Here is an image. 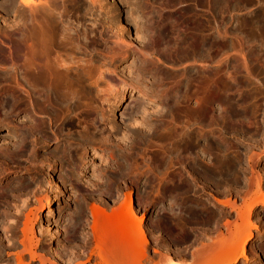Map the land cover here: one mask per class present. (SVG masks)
<instances>
[{"label": "rangeland", "instance_id": "1", "mask_svg": "<svg viewBox=\"0 0 264 264\" xmlns=\"http://www.w3.org/2000/svg\"><path fill=\"white\" fill-rule=\"evenodd\" d=\"M7 1L0 0V41L2 40L4 43L1 41L0 46L5 50L9 49L11 45L9 39L4 36L8 31V25L18 19L14 18V15L16 12L26 11L28 13L30 11V8L26 9V6L25 10L24 8L20 10L22 7L18 6L19 0H14V4L11 6ZM45 1L35 0L40 5L41 3L43 5ZM88 2L83 10H75L76 13L73 12L74 10H69L66 12V14L69 13L68 17L65 14L64 17L68 18L66 20L71 23L70 25L74 29L77 27L76 30L82 35L90 37L91 40L92 38L96 40V35H98V33L95 35V31L98 32L100 28L98 25L96 26L98 21L106 23L108 34L106 37L104 36V39L108 38V42L106 41L104 46L95 45L96 47L91 43L88 45L87 53L86 50H77L75 53L78 55L73 53L75 56L71 59V61L74 60V63L76 62L74 67L80 68L81 64H85V67L82 68L90 69L87 71V74L90 73L87 77H91L88 79L92 80V94L95 96H88L85 101L88 99L93 101L96 98L99 102L97 104L96 99L93 103L85 102L93 110L88 105V107L82 105L80 109L77 107L80 111L73 109L68 114L69 117H72H70L72 121L67 114L65 115L66 111L56 110L50 126L57 136L49 132L48 139L40 144L44 147L38 148L39 145L33 146L31 142L26 141L23 151L6 155L8 156H5L7 160L0 158V264H16L12 253L21 249L18 241L22 238L20 230L26 215H28L31 228L28 237L40 242L34 251L37 254L42 252L41 255H44L43 258L47 256L46 260L48 261L53 260L52 262L59 263L62 259L65 260L64 257H59V252L64 251L62 252L64 255H74L77 250V252L83 251L79 246L76 250V245L81 243L84 237L92 241V231L86 227L91 221L89 205L96 204L107 209L106 211H110L122 203L127 195V197L129 195L132 197V205L137 217L144 214L141 225L145 227L143 228L145 236L150 240V250L156 248L161 251L167 250L172 259L176 261L179 257L181 259L183 254V261L185 260L184 262L187 263V259L191 256L185 257L188 252L190 253L194 249V246L196 247L197 244L206 240H208L206 243L216 241L215 234L217 232L215 230L224 228L225 219L230 220L232 228L241 223L238 215L244 205L250 204L261 194L254 185L257 179H259L260 189L262 188L261 191L264 193V0H103L105 10L102 12L98 11L96 3L95 7L90 9ZM7 8L10 11L6 12ZM149 22H152L151 25L148 24ZM137 29L147 31L145 33L142 31V34ZM147 32L149 33L146 37ZM113 33L117 35L118 39H115L119 40L117 41L118 45L113 40ZM137 33H139V37L136 35ZM153 35H155L154 39ZM142 36L149 41L152 37L153 40L146 42V38L143 39ZM141 39L142 41L146 40L143 41L145 48L141 46L143 45ZM8 42L10 43L9 47ZM111 43L114 46H111ZM130 45L134 46L133 49ZM117 46L118 49H115L114 47L117 48ZM93 47L95 51L92 50ZM119 47H122L120 48L122 53ZM113 48L119 50L121 54L114 51ZM142 50L147 52L144 53ZM111 51L114 52L115 59L111 57L113 56ZM115 53L120 58L119 56L117 58ZM83 55L85 58L82 57ZM62 57L65 58L64 55ZM87 57L90 61L93 60L92 64L96 62L100 69H93L97 66L90 65V62L89 65H86ZM77 61H80L81 64H78ZM16 67L13 65L11 68L9 61L5 63L0 61L1 73L6 69L9 74L11 73V77L8 74L10 78L0 80V83L2 82L0 84V145L1 143L15 142L13 140H16L18 136L16 132H19L22 125L26 123L25 112L29 109L24 92V80L21 75L17 76L20 70L19 67ZM94 70L97 75L93 73ZM98 71L101 73L98 74ZM96 76H99V79H96ZM21 85L23 86L21 87ZM94 86L96 87L94 88ZM114 86L116 87L114 88ZM107 89L111 91L107 92ZM158 89L160 92L166 93H160ZM97 96L105 98V100L101 98L103 104L100 103ZM10 97L14 98V103L8 107L12 101ZM177 102L179 103L177 104ZM129 105L131 107H128ZM126 108L127 110H125ZM128 108L130 109L128 110ZM93 111L98 115H95ZM43 120L45 121L43 124L46 126L48 119L44 118ZM21 123L22 125H20ZM176 132H179V135L182 133L184 137L181 138ZM171 134H175L172 137L174 141L171 140ZM71 139L73 141H70ZM75 139H78L79 142H76ZM178 140L180 144H177ZM80 143H82L81 147H78ZM65 144H72L73 151L77 145L76 150L80 154L76 152L75 155H78L75 156L73 153L71 156L73 155L74 160L80 155L82 160L78 158V160L70 161L72 157H68L71 163L69 161V164L65 161H63L64 163L56 161V163V159L53 157L56 151L54 149L61 150L66 146ZM158 154L161 155L163 161L161 158L159 159ZM224 156L236 163L237 167L232 174H230V170L223 173V170L216 168L218 159L224 158ZM68 158L66 157L64 160L67 161ZM42 159L43 161H41ZM72 162L74 166L76 165L75 167ZM69 166L71 171H76V173L70 172ZM207 168L218 170L217 172H221V174H216L217 179L209 177L210 175L204 172V169ZM118 170H122V174ZM100 171L102 172L100 173ZM115 173L118 175L116 176ZM72 174L73 176H71ZM233 174L234 176H232ZM120 176L121 178H119ZM226 176H229L230 179L225 180ZM250 181L252 185H247ZM15 185L17 188H13L16 187ZM20 186H23V190ZM1 191L5 194H2ZM175 212L176 214H174ZM79 215L82 217L80 220ZM249 219L256 227L252 229V236L245 244V257L240 258L236 264H264V204L254 206ZM10 220L12 223H9ZM218 220L220 221L218 222ZM79 221L81 224L78 223ZM46 226H48V230H45ZM71 228L74 231H70ZM50 230L59 231L53 246L49 242ZM55 231L53 232L55 233ZM243 234L242 232L235 236V240H240L239 236H243ZM225 236L221 235L220 237ZM163 237L165 238L163 239ZM164 241L165 244H163ZM8 242L16 244L13 248H6ZM210 248H207L199 259H189L187 264H194L196 260L200 262L204 260L205 255L217 249L215 246L213 249ZM55 249L58 250L54 254ZM86 250L88 248L83 252H87ZM180 250L182 251L180 252ZM177 251L180 252L179 255H177ZM233 256L234 254L228 256L226 258L228 261L225 260V262L233 260ZM23 260L28 262V254L27 256L25 254ZM31 264H39V261H33Z\"/></svg>", "mask_w": 264, "mask_h": 264}, {"label": "bare ground", "instance_id": "2", "mask_svg": "<svg viewBox=\"0 0 264 264\" xmlns=\"http://www.w3.org/2000/svg\"><path fill=\"white\" fill-rule=\"evenodd\" d=\"M7 1V0H6ZM18 1V0H17ZM35 2V0H33ZM32 0H19V7H22L20 10H25V6L26 9L29 7L30 11L28 13L25 12H16V14L14 15V18H18L17 20L15 19L14 22L11 23V25L9 24L8 26V31L5 33L4 36H6L7 39H9L8 41H10V43L8 42L7 45L9 47V49H4L0 46V61L2 62H11V68L13 65L17 66L16 68L19 67V75H21L22 80H24V84H25V91L22 89V91L25 92V95L27 97L26 101H28V107L29 109H27V112H25V119H26V123L24 125H22V123L20 125H22L21 129L19 132L17 133V137L16 140H13L15 142H7L0 145V158H5L6 155L10 154V153H14V152H20L24 150V142L29 141L33 144V146H37L39 145L38 148H42L44 147L43 144L47 139H48V134L49 132L51 133H55V131L53 132L51 129V123L53 121L52 116H54V112L56 110L59 111H66L65 115L68 114L73 111V109H77V107L80 106L82 107V105H86L85 102H89L92 99H88V101L85 99L88 98V96H92L94 94L93 93V86H92V80L90 81L88 78L91 77H87L88 74H90L86 70V68H82L85 67L84 65L81 64L80 61H77L78 64H81L79 67H74L76 66V62L74 63V60L71 61L72 57L76 55H78L77 50H86L85 52L87 53V49H88V45L92 43V45H105V42L107 41L108 38L104 39V36L106 37L108 34L107 31V27H105V24L103 21L99 20L98 23L96 24V26L98 25L100 28L98 29V32L95 31V35L96 33H98V35H94V37H96V40L87 36L82 35L77 29H74L68 22V18L64 17V14H66V12H69V10H74L73 12H75V10H79L82 9L84 7H86L87 2L90 4H88L91 7L94 8V4L96 3V6L98 7V11L102 12L104 11V4H103V0H49V1H45V3L42 5L37 4L36 2L34 3ZM41 1V0H40ZM44 1V0H43ZM7 3H9V5H13L14 4V0H8ZM216 3V2H215ZM1 5V4H0ZM152 5V4H151ZM196 5V4H195ZM7 6V4H6ZM89 6H87L89 8ZM160 8V6H158ZM87 8V10H88ZM157 8V7H155ZM8 9V8H7ZM10 11V9L7 10ZM12 10V9H11ZM86 10V8H85ZM84 10V11H85ZM109 10V9H108ZM148 10V9H147ZM161 10V9H160ZM81 11V10H80ZM83 11V12H84ZM79 12V11H78ZM145 12V11H144ZM150 13V11H148ZM76 13V12H75ZM81 13V12H80ZM86 13V12H84ZM148 13V14H149ZM152 13V12H151ZM88 14V13H87ZM153 14V13H152ZM158 14V13H157ZM77 15V14H76ZM90 15V14H89ZM87 15V16H89ZM111 15V14H110ZM84 16V15H83ZM82 16V17H83ZM86 16V17H87ZM147 16V15H146ZM90 17V16H89ZM97 17V16H96ZM95 17V18H96ZM113 17V16H112ZM8 18V17H7ZM85 18V17H84ZM94 18V17H93ZM103 18V17H102ZM101 18V19H102ZM150 17H148V20ZM156 19V18H155ZM73 20V19H72ZM79 20V19H78ZM96 20V19H95ZM111 20V19H110ZM85 21V20H84ZM97 21V20H96ZM128 21V20H127ZM152 21V20H151ZM5 22V21H4ZM78 22V21H77ZM88 22V21H87ZM113 22V21H112ZM169 22V21H168ZM177 22V21H176ZM180 22V21H179ZM7 23V22H6ZM84 23V22H83ZM111 23V22H110ZM152 22H149L148 24L151 25ZM172 23V22H171ZM175 23V22H174ZM74 24V23H73ZM79 24V22H78ZM91 24V23H90ZM112 24V23H111ZM138 24V23H137ZM75 25V24H74ZM82 25V24H81ZM137 26V25H136ZM83 27V26H82ZM92 27V25H91ZM147 27V26H145ZM152 27V26H150ZM10 28V29H9ZM87 28V27H86ZM156 28V27H155ZM155 28H153L155 30ZM214 28V27H213ZM94 29V27H93ZM116 29V28H115ZM151 29V28H149ZM152 29V30H153ZM224 29V28H223ZM86 30V29H85ZM138 32L141 31L139 29H137ZM146 30V29H145ZM218 30V29H217ZM117 31V30H116ZM122 31V30H121ZM143 31V30H142ZM141 31V32H142ZM147 31V30H146ZM145 31V32H146ZM149 31V30H148ZM92 32V30H91ZM119 32V31H118ZM144 32V31H143ZM142 32V34H143ZM144 32V33H145ZM150 32V31H149ZM146 34V37L148 36V33ZM165 32V31H164ZM94 33V32H93ZM140 33V32H139ZM139 33H137L136 35L139 37L140 35H138ZM152 33V32H151ZM150 33V35H151ZM217 33V32H216ZM222 33V32H221ZM3 34V33H2ZM1 34V35H2ZM92 34V33H91ZM116 34V33H115ZM113 33L112 36H114L115 40V44H117L119 40H116L118 38L117 35H115ZM118 34V33H117ZM154 34V33H153ZM159 34V33H158ZM229 34V33H228ZM238 34V33H237ZM119 35V34H118ZM156 35V34H155ZM155 35H153V39L155 37ZM3 36V35H2ZM144 36V35H143ZM142 36V37H143ZM160 36V35H159ZM176 36V35H175ZM178 36V35H177ZM237 36V35H236ZM137 37V38H138ZM145 37V38H146ZM240 37V36H239ZM116 38V39H115ZM120 38V37H119ZM136 38V37H135ZM143 37V39H145ZM174 38V37H173ZM218 38V37H217ZM236 38V37H235ZM1 39V38H0ZM109 39V40H111ZM140 39V38H139ZM152 37L150 38L151 41ZM152 39V40H153ZM122 40V39H121ZM125 40V39H124ZM127 40V39H126ZM147 40V38H146ZM143 40V41H146ZM165 40V39H164ZM176 40V39H175ZM193 40V39H192ZM2 41V40H1ZM0 41V42H1ZM138 41V40H137ZM142 41V39H141ZM142 41V44L144 43ZM149 40H147L146 42H148ZM149 41V42H150ZM162 41V40H161ZM108 42V41H107ZM113 42V41H112ZM140 43V41H138ZM157 42V41H156ZM163 42V41H162ZM3 43V41H2ZM121 43V42H120ZM132 43V42H131ZM138 43V44H139ZM153 43V42H152ZM167 43V42H166ZM165 43V44H166ZM190 43V42H188ZM4 44V43H3ZM2 44V45H3ZM112 44V43H111ZM164 44V45H165ZM174 44V43H173ZM182 44V42H181ZM180 44V46H181ZM201 44V43H200ZM6 45V44H5ZM118 45V44H117ZM120 45V44H119ZM124 45V44H123ZM129 45V44H128ZM141 45V43L139 44ZM146 45V44H145ZM110 46V45H109ZM111 46H114V44H112ZM122 46V45H120ZM131 46V45H130ZM129 46V48H130ZM141 46H144L141 45ZM140 46V47H141ZM148 46V45H147ZM146 46V47H147ZM175 46V45H174ZM173 46V48H174ZM7 47V46H5ZM96 47V46H95ZM128 47V46H126ZM132 47V46H131ZM134 47V46H133ZM132 47V49H133ZM138 47V46H137ZM151 47V46H150ZM160 47V46H159ZM112 48V47H110ZM115 49H118L114 47ZM113 48L114 51H118L119 50H115ZM122 47H119V49ZM143 48V47H141ZM145 48V46H144ZM148 48V47H147ZM164 48V47H163ZM94 49V47L92 48V50ZM96 50L98 49L95 48ZM94 49V51H95ZM101 49V48H99ZM218 49V48H217ZM108 50V49H107ZM112 50V51H113ZM126 50V49H125ZM123 50V51H125ZM130 50V49H129ZM144 50V49H143ZM142 50V51H143ZM150 50V49H149ZM158 50V49H157ZM93 51V52H94ZM105 51V50H104ZM109 51V50H108ZM111 51V52H112ZM134 51V50H133ZM138 51V50H137ZM152 51V49H151ZM120 52L122 53V50L120 49ZM126 52V51H125ZM144 52V51H143ZM147 52V51H145ZM144 52V53H145ZM154 52V51H153ZM75 53V54H73ZM95 53V52H94ZM102 53L104 54L103 50ZM114 59L116 57H114V52H112ZM119 53V54H121ZM124 53V52H123ZM129 53V52H128ZM139 53L140 50H139ZM64 55L65 58H63L62 56ZM109 54V53H107ZM116 54V53H115ZM136 54V53H135ZM162 54V53H161ZM200 54V53H198ZM62 55V56H61ZM97 55V54H96ZM105 55V54H104ZM141 55V54H140ZM155 55V54H154ZM117 58L119 55H117ZM133 56V55H132ZM148 56V55H147ZM178 56V55H177ZM79 57V56H78ZM77 57V58H78ZM84 57V55L82 56ZM99 57V56H96ZM135 57V56H134ZM155 57V56H154ZM168 57V56H167ZM170 57V56H169ZM176 57V56H175ZM85 58V57H84ZM88 58V57H87ZM94 58V57H93ZM120 58V56H119ZM146 58V56H145ZM76 60V58H74ZM96 59V58H95ZM142 59V58H141ZM78 60V59H77ZM88 60L86 65H96V62H94L95 64H92L93 60L90 61L89 58L85 59V61ZM109 60V59H107ZM140 60V59H139ZM144 60V59H143ZM84 61V60H83ZM96 61V60H95ZM119 61V60H118ZM171 61V60H170ZM203 61V60H202ZM80 62V63H79ZM110 62V60H109ZM147 62V61H146ZM84 63V62H83ZM148 63V62H147ZM108 64V63H107ZM111 64V63H110ZM140 64V63H139ZM142 64H144L142 62ZM170 64V63H169ZM106 65V63H105ZM152 65V64H151ZM154 65V64H153ZM9 66V64H8ZM104 66V65H103ZM141 66V64H140ZM148 66V65H147ZM4 67V64H3ZM93 67V66H91ZM105 67V66H104ZM99 68L100 66L97 67H93V69ZM98 69V70H99ZM108 69V68H107ZM154 69V68H153ZM230 69V68H229ZM7 70V69H6ZM6 70H4V72L1 73L0 71V80H5L7 79L11 73L9 74ZM10 70V69H9ZM15 70V69H14ZM13 70V71H14ZM6 71V72H5ZM96 70H94L93 73H95ZM107 71V70H106ZM141 71V70H140ZM150 71V70H149ZM100 74L101 71H98ZM13 73V72H12ZM21 73V74H20ZM147 73V72H146ZM154 73V72H153ZM9 74V76H8ZM17 74V72H16ZM15 74V75H16ZM97 75V72L95 73ZM151 74V73H150ZM14 75V74H13ZM102 75V74H101ZM222 75V74H221ZM191 76V75H190ZM189 76V77H190ZM230 76V75H229ZM11 77V76H10ZM9 77V78H10ZM14 77V76H13ZM95 77V76H94ZM16 78V77H15ZM19 78V77H18ZM99 79V76H96V79ZM105 78V77H104ZM152 78V77H151ZM160 78V77H159ZM90 81H88V80ZM95 79V78H94ZM137 79V78H136ZM156 79V78H153ZM13 80V78L11 79V81ZM17 81V80H15ZM13 81V82H15ZM131 81V80H130ZM144 81V80H143ZM153 81V80H152ZM10 82V81H9ZM18 82V81H17ZM93 82H96L95 80H93ZM129 82V81H128ZM149 82V81H148ZM155 82V81H154ZM153 82V84H154ZM157 82V81H156ZM183 82V81H182ZM2 83V82H1ZM0 83V84H1ZM103 83V82H102ZM121 83V82H120ZM123 83V82H122ZM179 83V82H178ZM190 83V82H189ZM4 84H8V83H4ZM11 84V83H10ZM15 84V83H14ZM17 84V83H16ZM20 84V83H18ZM17 84V85H18ZM98 84V83H97ZM97 84H95L96 86H98ZM134 84H136L134 82ZM217 84V83H216ZM230 84V83H229ZM12 85V84H11ZM10 85V86H11ZM13 86V85H12ZM20 86V85H19ZM18 86V87H19ZM23 85H21L22 87ZM94 86V88L96 87ZM150 86V85H149ZM154 86V85H153ZM158 86V85H157ZM206 86V85H205ZM235 86V85H234ZM14 87V86H13ZM100 87V86H99ZM112 87V86H111ZM116 86H114L115 88ZM208 87V86H206ZM237 87V86H236ZM16 88V87H15ZM102 88V87H101ZM100 88V89H101ZM184 88V87H183ZM227 88V87H226ZM229 88V87H228ZM112 89V88H111ZM145 89V88H144ZM163 89V88H162ZM179 89V88H178ZM219 89V88H218ZM6 90V89H5ZM8 90V89H7ZM10 90V89H9ZM8 90V91H9ZM16 90V89H15ZM140 90V89H139ZM159 90V89H158ZM222 90V89H221ZM107 92L111 91L108 89L106 90ZM157 91V88H156ZM2 92V91H1ZM160 92V90H159ZM231 91L229 90V93ZM102 93V92H101ZM155 93V91H154ZM163 93V92H160ZM166 93V92H164ZM163 93V94H164ZM4 94V93H3ZM11 94V93H10ZM99 94V93H97ZM100 95V94H99ZM115 95V94H114ZM162 95V94H161ZM168 95V93H167ZM212 95V94H211ZM15 96V95H14ZM95 96V95H94ZM101 96V95H100ZM99 97L100 103L103 101H101V98ZM154 96V95H153ZM164 96V95H163ZM21 97V96H20ZM105 97V96H104ZM156 97V96H155ZM177 98V96H175ZM12 98V99H11ZM90 98V97H89ZM165 98V97H164ZM182 98V97H181ZM188 98V97H187ZM10 99L12 100L10 105L8 107H10L12 105V103H14V98L10 97ZM96 98L93 99V101ZM105 100V98H103ZM107 99V98H106ZM134 99V98H132ZM168 99V98H167ZM172 100V99H171ZM200 100V99H198ZM205 100V99H204ZM25 101V100H24ZM93 101H90L93 103ZM96 103L99 102L97 99L95 100ZM107 101V100H106ZM142 101V100H141ZM177 101V100H176ZM19 102V101H18ZM133 102V101H132ZM138 102V101H137ZM199 102V101H198ZM202 102V100H201ZM99 103V104H100ZM131 103V102H130ZM134 103V102H133ZM136 103V102H135ZM142 103V102H141ZM179 102H177L178 104ZM215 103V102H214ZM27 104V103H26ZM98 104V103H97ZM144 104V103H143ZM172 104V103H171ZM14 105V104H13ZM89 106V104H87ZM86 105V106H87ZM91 105V104H90ZM94 105V104H93ZM101 105V104H100ZM107 105L109 106V102L107 103ZM132 105V104H131ZM136 105V104H135ZM138 105V104H137ZM198 105V104H197ZM221 105V104H220ZM225 105V104H224ZM3 106V105H2ZM85 106V108H87ZM95 106H97L95 104ZM134 106V105H133ZM177 106V105H175ZM195 106V105H194ZM211 106V105H210ZM26 107V106H25ZM91 106H89L90 108ZM93 107V106H92ZM102 107V106H101ZM128 107H131L130 105ZM137 107V106H136ZM143 107V106H142ZM145 107V106H144ZM191 107V106H190ZM193 107V106H192ZM212 107V106H211ZM12 108V107H11ZM84 108V107H83ZM103 108V107H102ZM138 108V107H137ZM6 109V108H5ZM13 109V108H12ZM10 109V110H12ZM15 109V108H14ZM77 109V110H79ZM82 109V108H81ZM91 109V108H90ZM104 109V108H103ZM130 108H128L129 110ZM132 109V108H131ZM213 109V108H212ZM3 110V109H2ZM8 110V109H7ZM20 110V108H19ZM88 110V109H87ZM93 110V109H91ZM127 110V108L125 109ZM137 110V109H136ZM9 111V110H8ZM58 111V112H59ZM80 111V110H79ZM83 111V109H82ZM89 111V110H88ZM103 111V110H102ZM101 111V112H102ZM143 111V110H142ZM158 111V110H157ZM4 112V111H2ZM16 112V111H15ZM76 112V111H75ZM94 112V111H93ZM124 113V111H122ZM130 112V111H129ZM144 112V111H143ZM86 113V112H85ZM95 115L97 114L96 112H94ZM6 114V113H5ZM56 114H58L56 112ZM89 114V113H87ZM129 114V113H128ZM157 114V113H156ZM76 115V114H75ZM89 115H93V114H89ZM98 115V114H97ZM132 115V114H131ZM211 115V114H210ZM57 116V115H55ZM66 116V117H67ZM88 116V115H87ZM94 116V115H93ZM123 116V115H122ZM121 116V117H122ZM130 116V115H129ZM21 117V116H20ZM65 117V118H66ZM69 117V116H68ZM71 117V116H70ZM69 117V118H70ZM90 117V116H89ZM98 117V116H97ZM124 117V116H123ZM209 117V116H208ZM212 117V116H211ZM45 118L48 119L47 120V124L45 126V124H43L45 121L43 120ZM72 118V117H71ZM70 118V119H71ZM93 118V117H92ZM91 118V119H92ZM132 118V117H131ZM154 118V117H153ZM237 118V117H236ZM243 118V117H242ZM23 119V118H22ZM57 119V118H56ZM101 119L103 120V118L101 117ZM110 119V118H109ZM124 119V118H123ZM245 119V118H244ZM80 120V119H79ZM125 120V119H124ZM6 121V120H5ZM68 121V120H67ZM65 121V122H67ZM72 121V119L70 120ZM85 121V120H84ZM95 121V120H94ZM101 121V120H100ZM241 121V120H240ZM9 122V121H6ZM62 122V121H61ZM64 122V123H65ZM87 122V121H86ZM91 122V121H90ZM103 122V121H102ZM5 123V122H4ZM12 123V122H10ZM89 123V122H87ZM211 123V122H210ZM54 124V122H53ZM52 124V125H53ZM67 124H69L67 122ZM72 124V123H71ZM70 124V125H71ZM84 124V123H83ZM111 124V123H110ZM176 124V123H175ZM11 125V124H9ZM15 125V124H14ZM17 125V124H16ZM19 125V124H18ZM17 125V126H18ZM69 125V126H70ZM109 125V124H108ZM68 126V127H69ZM77 126V125H76ZM9 127V126H8ZM53 127V126H52ZM60 127V126H59ZM171 128V127H170ZM11 129V128H10ZM83 129V128H82ZM175 129V128H174ZM212 129V128H211ZM17 130V129H16ZM19 130V129H18ZM174 131V130H173ZM212 131V130H211ZM12 132V130H11ZM71 132V130H70ZM166 132V131H165ZM15 133V132H14ZM51 133V134H52ZM64 133V132H63ZM66 133V132H65ZM81 133V132H80ZM167 133V132H166ZM179 135V132H176ZM175 133V134H176ZM181 133V132H180ZM11 134V133H10ZM53 134V135H54ZM60 134V133H59ZM62 134V133H61ZM60 134V135H61ZM175 134H173L175 136ZM198 134V133H197ZM200 134V133H199ZM214 134V133H213ZM212 134V135H213ZM65 135V134H64ZM94 135V134H93ZM165 136V134H163ZM172 135V134H171ZM171 136L174 137V136ZM177 135V136H178ZM208 135V134H207ZM216 135V134H215ZM3 136V135H2ZM57 136V135H56ZM69 136V135H68ZM80 136V135H79ZM182 137H184V135L181 133V135H179ZM201 136V135H200ZM211 136V135H210ZM217 136V135H216ZM6 137V136H5ZM14 137V136H13ZM43 138L42 140L40 138ZM67 137V136H66ZM84 137V136H82ZM86 138V137H85ZM93 138V136H92ZM166 138V137H165ZM169 138V137H168ZM167 138V139H168ZM169 138V139H171ZM177 138V137H176ZM198 138V136H197ZM203 138V137H202ZM211 138V137H210ZM56 139V138H55ZM74 139V138H73ZM79 139V138H78ZM77 139V140H78ZM168 139V141H169ZM175 139V138H174ZM179 139V137H178ZM186 139V138H185ZM205 139V138H204ZM219 139V138H218ZM3 140V139H2ZM69 140V139H68ZM76 140V139H75ZM76 142H79V140ZM99 140V139H98ZM172 141L173 138L171 139ZM224 140V139H223ZM55 141V140H54ZM70 141H73L72 139ZM81 141V140H80ZM179 141V140H178ZM177 141V142H178ZM205 141V140H204ZM83 143V141H81ZM184 142V140H183ZM186 142V141H185ZM218 142V141H217ZM71 143V142H70ZM80 143L78 145V147L82 144ZM204 143V142H203ZM73 144V142H72ZM71 144V145H72ZM78 144V143H77ZM176 144V143H174ZM180 144V141L179 143ZM59 145V144H58ZM56 145V146H58ZM62 145V144H61ZM66 145V144H65ZM71 145H66L64 148L62 146H60V148L62 147L63 149L58 150L55 148L54 150L55 153L53 155V157L56 159L55 162L57 161L58 163H62L63 161L67 162L69 161L70 158L68 157H72V160L70 161H74L75 159L78 160V158L80 160H82L79 155L78 158H75L73 160V155L71 156V154L78 152L76 150L77 145L73 151V148L71 149ZM84 145V144H83ZM186 145V144H185ZM205 145V144H204ZM238 145V144H237ZM55 146V147H56ZM203 146V145H202ZM206 146V145H205ZM81 147V146H80ZM228 147V146H227ZM204 148V147H203ZM217 148V147H216ZM31 149V148H30ZM35 149V148H34ZM79 149V148H78ZM227 149V148H226ZM230 149V148H229ZM37 150V149H35ZM76 150V151H75ZM84 150V149H83ZM161 150V149H160ZM159 150V151H160ZM178 150V149H177ZM214 150V149H213ZM228 150V149H227ZM27 151V150H26ZM39 151V150H38ZM82 151V150H80ZM85 151V150H84ZM168 151V150H167ZM194 151V150H193ZM219 151V150H218ZM217 151V152H218ZM224 151V150H223ZM231 151V150H230ZM233 151V150H232ZM163 152V151H162ZM166 152V151H165ZM29 153V152H28ZM41 153V151H40ZM79 153V152H78ZM86 153V152H85ZM122 153V152H121ZM167 153V152H166ZM31 154V153H30ZM35 154V152H34ZM80 154V153H79ZM160 154V153H159ZM158 154V155H159ZM164 154V153H163ZM198 154V153H197ZM220 154V153H219ZM222 154V153H221ZM229 154V153H228ZM78 155V154H76ZM75 155V156H76ZM84 155V154H83ZM173 155V154H172ZM176 155V154H175ZM187 155V154H186ZM185 155V156H186ZM190 155V154H189ZM188 155V156H189ZM195 155V154H194ZM223 155V154H222ZM225 155V154H224ZM31 156V155H30ZM32 156H34L32 154ZM44 156V155H43ZM165 156V154H164ZM192 156V155H191ZM252 156V155H251ZM8 157V156H6ZM52 157V158H53ZM68 158V160H64L65 158ZM83 157V156H82ZM170 159V156H168ZM177 157V156H176ZM195 157V156H194ZM193 157V158H194ZM218 157V156H217ZM229 157V156H228ZM18 158V157H17ZM47 158V157H46ZM161 158V155H159V159ZM167 158V157H166ZM249 158V156H248ZM6 159V158H5ZM11 159V158H10ZM51 159V158H49ZM165 159V158H164ZM215 159V158H214ZM3 160V159H2ZM7 160V159H6ZM54 160V159H53ZM52 160V161H53ZM76 160V161H77ZM162 160V158H161ZM178 160V159H176ZM201 160V159H200ZM240 160V159H239ZM250 160V159H248ZM14 161V160H13ZM43 161V159L41 160ZM46 161V160H45ZM69 161V162H70ZM160 161V160H159ZM163 161V160H162ZM160 161V162H162ZM4 162V160H3ZM2 162V163H3ZM6 162V161H5ZM30 162V161H29ZM56 162V163H57ZM158 162V160H157ZM250 162V161H249ZM64 163V162H63ZM71 163V162H70ZM105 163V162H104ZM134 163V162H133ZM167 163V162H166ZM170 163V161H169ZM174 163V162H173ZM39 165V163H37ZM69 164V163H68ZM207 164V163H206ZM2 165V164H1ZM6 165V164H5ZM32 165V164H31ZM63 165V164H62ZM71 165V164H70ZM72 165L74 166L73 162ZM71 165V166H72ZM106 165V164H105ZM167 165V164H166ZM169 165V164H168ZM15 166V165H14ZM41 166V165H40ZM46 166V165H45ZM68 166V165H67ZM65 166V167H67ZM76 166V165H75ZM74 166V167H75ZM79 166V165H78ZM130 166V165H129ZM172 166V165H171ZM184 166V165H183ZM13 167V166H12ZM11 167V168H12ZM146 167V166H145ZM167 167V166H166ZM174 167V166H173ZM214 167V166H212ZM236 163L233 160H228L225 156L224 158H219L218 162L216 163V168H218L219 170H223L222 172L225 173L227 171H231L230 174H232L234 172V170L236 169ZM1 168V167H0ZM14 168V167H13ZM21 168V167H20ZM64 168V167H63ZM215 168V167H214ZM244 168V167H243ZM7 169V168H6ZM38 169V168H37ZM70 169V166H69ZM74 169V168H72ZM110 169V168H109ZM144 169V168H143ZM30 170V169H28ZM43 170V169H42ZM62 170V169H61ZM132 170V169H131ZM136 170V169H135ZM241 170V169H240ZM82 171V170H81ZM99 171V170H98ZM119 171V170H118ZM122 171V170H121ZM119 171L121 174L122 172ZM140 171V170H139ZM173 171V170H172ZM176 171V170H175ZM218 170L215 171V169L212 168H207L204 169V172L207 173V175H210L209 177L212 178H216V174H221L217 172ZM70 172L76 173V171H71ZM102 171H100L101 173ZM117 172V171H116ZM217 172V173H216ZM40 173V172H39ZM92 173V172H91ZM118 173V172H117ZM71 174V173H70ZM69 174V175H70ZM105 174V173H104ZM109 174V173H108ZM120 174V175H121ZM229 174V176H230ZM258 174V173H257ZM36 175V174H35ZM40 175V174H39ZM75 175V174H74ZM101 175V174H99ZM116 175V173H115ZM118 175V174H117ZM116 175V176H117ZM251 175V174H250ZM66 176V175H65ZM73 176V174L71 175ZM71 176H69L71 178ZM128 176V175H127ZM193 176V175H192ZM229 176H226L225 180L230 179ZM234 176V174L232 175ZM231 176V177H232ZM236 176V174H235ZM239 176V175H238ZM252 176V175H251ZM76 177V176H75ZM94 177V176H93ZM96 177H98L96 175ZM204 177V176H203ZM220 177V176H219ZM246 177V176H245ZM68 178V177H67ZM101 178V177H100ZM108 178V177H107ZM121 178V176L119 177ZM178 178V177H177ZM205 178V177H204ZM252 178V177H251ZM258 178V175H257ZM8 179V178H7ZM76 179V178H75ZM78 179V178H77ZM94 179V178H93ZM194 179V178H193ZM217 179V178H216ZM233 179V178H232ZM246 179V178H244ZM255 179V178H254ZM253 179V180H254ZM92 180V179H91ZM110 180V179H109ZM250 180V178H249ZM252 180V179H251ZM95 181V180H94ZM192 181V179H191ZM212 181V180H211ZM224 181V180H223ZM255 181V180H254ZM93 182V181H92ZM201 182V181H199ZM91 183V182H90ZM196 183V182H195ZM218 183V182H217ZM217 183H215L217 185ZM247 183V182H246ZM260 181L259 179H257V181L254 183L255 187L258 188L257 191H260V195L257 196V198H255L254 201H252L250 204H246L244 205V208L242 211H240L239 213V218L241 220V223L237 226H234V228H232V224L225 219L226 222H223V226L224 228H218L217 230H215L216 232V241H213L212 243H206L205 242H200L199 244H197V246L195 247L194 245V249H192V251L189 253H187V256L185 258H188L191 260V258H198L201 257L203 255V252L207 250V248L211 247L213 249V247L215 246L217 249L207 255H205L204 260L198 262L197 260L193 261L196 264H236L238 263V260L242 257H245L244 254V249H245V244L246 242L251 238L252 236V229L255 228L256 226L251 223L249 220V216H250V212L252 210V208H254V206H259V205H263L264 204V193H262L263 191H261L260 189V185L259 184ZM88 184V183H87ZM94 184V183H93ZM171 184V183H170ZM8 185V184H7ZM18 185V184H17ZM17 185H15L16 187L13 188H17ZM58 185V184H57ZM89 185V184H88ZM87 185V186H88ZM202 185V184H200ZM238 185V184H237ZM240 185V184H239ZM247 185H252L251 181L249 182V184ZM40 186V185H39ZM59 186V185H58ZM57 186V187H58ZM244 186V185H243ZM8 187V186H7ZM21 187V186H20ZM84 187V186H83ZM91 187V186H90ZM124 187V186H123ZM153 187V186H152ZM234 187V186H233ZM239 187V186H238ZM250 187V186H249ZM9 188V187H8ZM11 188V189H13ZM23 188V186L21 187V189ZM174 188V187H173ZM222 188V185H221ZM20 189V188H19ZM230 189V188H229ZM3 190V189H2ZM23 190V189H22ZM94 190V189H93ZM102 190V189H101ZM106 190V189H105ZM222 190V189H220ZM236 190V189H235ZM246 190V189H245ZM248 190V189H247ZM103 191V190H102ZM229 191V190H228ZM239 191V190H238ZM243 191V190H242ZM6 192V191H5ZM9 192V190H8ZM18 192V191H17ZM21 193V190L19 191ZM65 192V191H64ZM94 192V191H93ZM236 192V191H235ZM245 192V191H244ZM2 194H5L3 191H1ZM176 193V192H175ZM227 193V191H226ZM243 193V192H241ZM246 193V192H245ZM19 194V193H18ZM238 194V193H237ZM16 195V193H15ZM62 195V194H61ZM240 195V194H239ZM91 196V195H90ZM128 196V195H127ZM126 196V197H127ZM2 197V196H1ZM18 197V196H17ZM124 198L123 202L118 204L117 207L110 209V211H106L107 209H104L101 206L98 205H94V204H90L89 205V213L91 214V221L88 224V226L86 224V227H88L91 231H92V236L93 239L92 241L87 240L85 237L83 239V241L80 243H77L78 245H76V250L78 249L77 246H79L80 248L83 249V251L85 249L88 248V250H86L87 252H75L74 255H64V251H61V253L59 252V257L62 256V258L64 257L65 260H61L59 261V263L57 261L52 262V261H48L46 260L48 257L46 256L45 258H43V256L41 254H38L34 251L36 246H39L40 242L39 240H34L32 237H28L30 232H31V228L29 227V218L28 215H26V218L24 219L25 222L23 223V227L20 230L21 231V236L22 238L18 241V244L21 245V249L12 253L15 257L16 260V264H31L33 261L38 260L39 264H187L189 259H187V263L183 261V254L181 255V259L182 262H180V257H179V262L178 260H173L172 257L169 255V253L167 252V250L165 251H161L159 249H151V243L150 240L146 238L145 236V231L143 228L141 223H143V218H144V214H141L139 217H137L136 212H135V208H133V203H132V197H127ZM252 197V196H251ZM27 198V197H26ZM41 199V198H40ZM169 200V199H168ZM172 200V199H170ZM169 200V201H170ZM185 200V199H184ZM228 200V199H227ZM179 201V200H178ZM3 202V201H2ZM173 202V201H172ZM222 202V201H221ZM177 203V202H176ZM75 205V204H74ZM177 205V204H176ZM197 205V204H195ZM228 205V204H227ZM201 207V206H200ZM6 208V207H5ZM80 208V207H79ZM78 208V209H79ZM137 208V207H136ZM168 208V207H167ZM179 208V207H178ZM202 208V207H201ZM200 208V209H201ZM82 209V207H81ZM80 209V210H81ZM170 209V208H169ZM24 210V209H23ZM83 210V209H82ZM85 211V210H83ZM168 211V210H167ZM173 211V210H172ZM76 212V211H75ZM174 212V211H173ZM172 212V213H173ZM171 213V212H170ZM9 214V213H8ZM15 214V213H14ZM17 214V213H16ZM27 214V213H26ZM80 214V213H79ZM176 214V212L174 213ZM18 215V214H17ZM223 215V214H222ZM80 216V215H79ZM84 216V215H83ZM173 216V215H172ZM175 216V215H174ZM5 217V216H4ZM33 217V216H32ZM9 218V217H7ZM82 218L81 216L79 217ZM218 219V218H217ZM4 220V219H3ZM77 220V219H76ZM75 220V221H76ZM222 220V218H221ZM11 221V220H10ZM83 221V220H81ZM215 221V220H214ZM220 220H218L219 222ZM252 221V220H251ZM55 222V221H54ZM9 223H12L9 222ZM76 223V222H75ZM78 223L81 224V222L79 221ZM88 223V222H87ZM216 223V222H215ZM256 224V223H255ZM52 225V224H50ZM78 225V224H77ZM83 225V226H84ZM73 226V225H72ZM82 226V225H81ZM200 226V225H199ZM50 227V226H49ZM74 227V226H73ZM196 227V226H195ZM48 230V226H46ZM53 228V227H52ZM56 228V227H55ZM75 228V227H74ZM87 228V229H88ZM182 228V227H181ZM72 230L70 231H74L73 228H71ZM83 229V227H82ZM86 229V230H87ZM88 229V230H89ZM191 229V228H190ZM197 229V227H196ZM11 230V229H10ZM15 230V229H14ZM57 230V228H56ZM76 230V228H75ZM85 232V229H83ZM192 230V229H191ZM201 230V229H200ZM7 231V230H6ZM17 231V230H16ZM15 231V232H16ZM33 231V230H32ZM51 231V230H50ZM55 231V230H53ZM51 231L50 232V236H49V242L50 244L53 246L55 243V239L58 238L57 235L59 234V231H55V233ZM69 231V232H70ZM14 232V231H12ZM83 232V231H82ZM87 232V231H86ZM89 232V231H88ZM153 232V231H152ZM197 232V231H196ZM203 232V231H202ZM208 232V231H207ZM244 233L243 236H239L241 237L240 240H235V236H237L240 233ZM18 233V232H17ZM16 233V234H17ZM43 233V232H42ZM225 233V234H223ZM20 234V233H19ZM197 234V233H196ZM209 235V233H208ZM213 235V234H212ZM221 235H226L225 237H220ZM86 236V235H85ZM14 237V236H13ZM36 237V236H35ZM60 237V236H59ZM157 237V236H156ZM215 237V236H214ZM220 237V238H219ZM165 237H163L164 239ZM82 239V238H81ZM157 239V238H154ZM5 240V238H4ZM2 240V241H4ZM201 240V239H200ZM1 241V240H0ZM10 241V240H8ZM12 241V240H11ZM15 241V240H14ZM6 242V241H5ZM48 242V244H49ZM74 243V242H73ZM166 242L164 241L163 244H165ZM198 243V241H197ZM1 244V243H0ZM16 244V243H14ZM13 243H6V248L10 247L13 248L14 246ZM47 244V245H48ZM153 244V243H152ZM3 245V244H2ZM71 245V244H70ZM5 246V245H4ZM16 246V245H15ZM41 246H43L41 244ZM155 246V245H154ZM161 246V245H160ZM2 247V246H1ZM17 247V246H16ZM158 247V246H157ZM164 247V246H163ZM4 248V247H3ZM51 248V247H50ZM74 248V247H73ZM175 248V247H174ZM184 248V247H183ZM210 248V249H211ZM18 249V248H17ZM37 249V248H36ZM53 249V248H51ZM59 249V248H58ZM55 249L53 252L55 254V252H57ZM72 249V248H71ZM75 249V248H74ZM81 249V250H82ZM170 249V248H168ZM209 249V250H210ZM42 250V249H41ZM61 250V249H60ZM171 250V249H170ZM176 250V249H173ZM183 250V249H182ZM180 250V252L182 251ZM185 250V249H184ZM51 251V250H50ZM73 251V250H71ZM211 251V250H210ZM52 252V253H53ZM66 252V251H65ZM178 252V251H177ZM180 252L177 253V255L180 254ZM69 253V252H68ZM72 253V252H71ZM173 253V252H172ZM171 253V255H173ZM185 255V252H183ZM29 256V260L28 262L24 261L23 258L24 256ZM46 254V252H45ZM232 254H234L233 256V260H230V262H225V260H227L226 258L228 256H231ZM176 255V256H177ZM68 256V257H67ZM175 256V255H174ZM54 258V257H53ZM56 259V258H55ZM58 260H60V258H57ZM201 259V258H200ZM229 259V258H228ZM228 261V260H227ZM184 262V263H183ZM192 262V263H194ZM194 263V264H195ZM262 263V262H261ZM8 264V263H7Z\"/></svg>", "mask_w": 264, "mask_h": 264}]
</instances>
